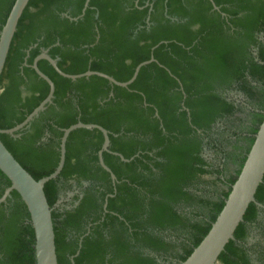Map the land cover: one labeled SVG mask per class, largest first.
<instances>
[{
  "label": "trees",
  "instance_id": "trees-1",
  "mask_svg": "<svg viewBox=\"0 0 264 264\" xmlns=\"http://www.w3.org/2000/svg\"><path fill=\"white\" fill-rule=\"evenodd\" d=\"M14 1L0 0V31ZM85 1H28L0 75V129L21 123L47 96L31 66L43 50L65 73L93 70L120 82L155 61L120 87L97 75L71 80L40 60L55 86L52 102L0 139L38 180L58 164L62 129L104 127L102 156L115 182L99 164L102 133L79 128L61 172L44 186L58 263L180 264L221 211L264 118V0H89L81 16ZM206 150L223 163L209 162ZM71 182L80 196L61 210ZM9 186L0 170V197ZM255 201L217 264H264V245H246L264 213L256 204L264 205V177ZM0 264H36L30 215L15 190L0 203Z\"/></svg>",
  "mask_w": 264,
  "mask_h": 264
},
{
  "label": "water",
  "instance_id": "water-1",
  "mask_svg": "<svg viewBox=\"0 0 264 264\" xmlns=\"http://www.w3.org/2000/svg\"><path fill=\"white\" fill-rule=\"evenodd\" d=\"M29 0H15L7 19L0 31V75L4 68L6 57L10 48V44L17 28L18 21ZM89 0L85 1L84 10L88 6ZM214 9L218 7L214 5ZM77 20L76 18H71ZM47 60L50 65L60 75L76 80L82 77L97 75L107 79L111 84L128 87L138 75L141 67L155 61L151 56L149 60L139 63L132 77L124 82L117 81L112 76L99 71L87 70L80 74H68L63 72L57 66V60L49 56L47 50H43L38 54L32 63V68L39 78L43 79L49 86L47 96L40 104L27 115V117L19 124L12 128L0 129V134L14 135L16 132L29 126L30 122L43 111L46 105L52 102L55 86L53 81L43 73L39 67L40 60ZM264 114V112H263ZM79 128L97 129L103 135V143L98 152V160L100 166L110 174L113 182L116 176L112 170L105 164L103 160V151H109V131L101 125L95 123L77 122L69 127L62 129V135L59 143V161L54 171L47 176L36 180L12 155L0 139V170L10 180V186L4 190L0 197V203L5 201L12 190H15L23 200L30 215L31 226L35 236V255L36 264H59L57 261L55 248V233L53 220L51 215V207L48 203L44 192L45 184L56 178L61 172L66 156V142L69 134ZM122 161L128 162L132 158L127 159L119 153L114 152ZM264 177V118L261 122L255 136L254 141L247 153L243 166L235 180L231 185L230 192L224 201V205L211 224L207 234L202 238L200 243L193 248L190 255L180 264H217V260L226 244L234 238V232L237 226L243 221L244 214L250 205L255 201V194L258 186L262 183ZM258 207L264 208L261 203H256Z\"/></svg>",
  "mask_w": 264,
  "mask_h": 264
},
{
  "label": "rangeland",
  "instance_id": "rangeland-1",
  "mask_svg": "<svg viewBox=\"0 0 264 264\" xmlns=\"http://www.w3.org/2000/svg\"><path fill=\"white\" fill-rule=\"evenodd\" d=\"M231 98L233 99H238V100H244L242 95L240 94H235V93H231L230 95ZM240 117H244V115H240ZM234 124H238V122L233 121ZM216 130H221L225 127V124H218ZM204 156L206 157V159L211 162L213 165H219L221 163H223V159L220 157L218 158L217 155H215L213 152L211 151H207L204 153ZM235 170V167L232 165H228V169L226 170V175H230L233 174ZM84 187L86 186V183L83 184ZM220 186V185H219ZM69 190L65 193H62L58 203H57V207L61 210H69L71 208H73V206H75V203L73 202V199L75 198V196H80V189L77 188L76 184L74 182H71V186H69ZM258 222L259 225H252L251 229H250V235L249 238L246 241V245L247 246H263L264 245V237L263 234L261 232H263L264 230V213L262 212L259 217H258ZM263 226V230L261 229V227Z\"/></svg>",
  "mask_w": 264,
  "mask_h": 264
},
{
  "label": "flooded vegetation",
  "instance_id": "flooded-vegetation-1",
  "mask_svg": "<svg viewBox=\"0 0 264 264\" xmlns=\"http://www.w3.org/2000/svg\"><path fill=\"white\" fill-rule=\"evenodd\" d=\"M230 95H231V93L229 94V96H230ZM60 197H61V196H60ZM263 206H264V205H263ZM259 208H261V207H259ZM261 209H264V208H261ZM261 213H262V212L260 211L259 214H258V217H259V215H260ZM250 233H251V232L249 231L247 239L249 238Z\"/></svg>",
  "mask_w": 264,
  "mask_h": 264
}]
</instances>
